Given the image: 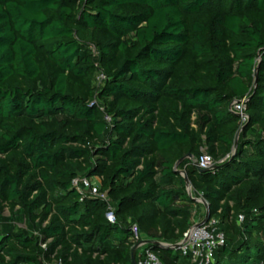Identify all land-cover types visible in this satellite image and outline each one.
Returning a JSON list of instances; mask_svg holds the SVG:
<instances>
[{"label": "trees", "instance_id": "trees-1", "mask_svg": "<svg viewBox=\"0 0 264 264\" xmlns=\"http://www.w3.org/2000/svg\"><path fill=\"white\" fill-rule=\"evenodd\" d=\"M182 172L226 237L212 264H264V0H0V264H133L132 223L196 264L154 242L193 224Z\"/></svg>", "mask_w": 264, "mask_h": 264}, {"label": "built area", "instance_id": "built-area-1", "mask_svg": "<svg viewBox=\"0 0 264 264\" xmlns=\"http://www.w3.org/2000/svg\"><path fill=\"white\" fill-rule=\"evenodd\" d=\"M93 48L94 52H96L95 47ZM104 78L105 75L102 72L97 76V80L99 82ZM248 100V96H245L242 99H235L231 103V109L239 114L242 123H245L248 120V115L246 114ZM215 163V160L210 155L204 154L199 160V167L212 168ZM182 174L184 175V172H182ZM95 178H97V181ZM73 185L82 193L86 191L90 192L92 195L108 202V219L111 222L116 221L115 208L110 203L107 193L101 192V179L99 177H94L92 179L87 177H78L73 180ZM188 190L190 195L195 200H199V202L207 205V201L201 195H195L193 193L191 186H189ZM243 220L244 216L242 215L240 217V221ZM199 223L193 222L190 228L184 233L183 238L178 243L173 244V246L176 245L174 249H178L184 255H189L192 261L196 264H212L215 260L216 249L225 244L226 237L224 232L217 230V221L215 219L211 220L209 223L205 222L201 225H198ZM131 230L133 238L138 241V243L144 240L141 239L140 228L137 223H132ZM148 244L141 243L136 254L137 263L164 264L152 250L148 249ZM43 247H46V244H43Z\"/></svg>", "mask_w": 264, "mask_h": 264}, {"label": "water", "instance_id": "water-1", "mask_svg": "<svg viewBox=\"0 0 264 264\" xmlns=\"http://www.w3.org/2000/svg\"><path fill=\"white\" fill-rule=\"evenodd\" d=\"M238 139H239V134L237 135L236 144H235V149H234V150H235L234 154L236 153L237 148H238ZM188 157L192 158L191 155H189ZM185 158H186V157L182 158L181 160H179V161L177 162V164H176V169L178 168L179 164H180ZM194 163L199 167V161H198V160H194ZM214 167H217V166L214 165L212 168H214ZM212 168H201V170H202V171H208V170H210V169H212ZM184 176H185V178H186V182H187V184L190 186V181H189V179H188V177H187V175H186L185 172H184ZM208 219H209V208H208V205H207V214H206V217H205L204 221H203V222H200L198 225H201V224L207 222ZM152 242H153V241H151V240H142L141 242L137 243V244L134 246L133 251H132V262H133V264H138V263H137V260H136V254H137V250L139 249L141 243H147V244H148V243H152ZM154 242H155V243H158V244H160V245H162V246H165V247H171V248H174V247L176 246V245L173 246V245L166 244V243H162V242H158V241H157V242L154 241Z\"/></svg>", "mask_w": 264, "mask_h": 264}, {"label": "crops", "instance_id": "crops-1", "mask_svg": "<svg viewBox=\"0 0 264 264\" xmlns=\"http://www.w3.org/2000/svg\"><path fill=\"white\" fill-rule=\"evenodd\" d=\"M97 181V178H95ZM196 203L194 204V217H193V222H201L204 220V218L206 217L207 214V206L201 202H199V200H195ZM144 240H148V239H144Z\"/></svg>", "mask_w": 264, "mask_h": 264}, {"label": "rangeland", "instance_id": "rangeland-1", "mask_svg": "<svg viewBox=\"0 0 264 264\" xmlns=\"http://www.w3.org/2000/svg\"><path fill=\"white\" fill-rule=\"evenodd\" d=\"M0 215L4 216V217L10 216L8 208H5L3 210L0 209ZM15 225L17 227H21V228H25L26 227L25 221L21 218V216L17 217V220L15 221Z\"/></svg>", "mask_w": 264, "mask_h": 264}]
</instances>
